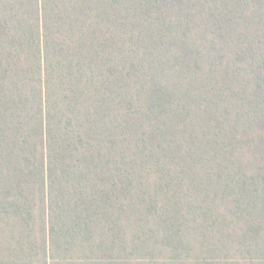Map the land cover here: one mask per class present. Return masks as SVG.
<instances>
[{
    "label": "trees",
    "instance_id": "trees-1",
    "mask_svg": "<svg viewBox=\"0 0 264 264\" xmlns=\"http://www.w3.org/2000/svg\"><path fill=\"white\" fill-rule=\"evenodd\" d=\"M0 264H264V0H0Z\"/></svg>",
    "mask_w": 264,
    "mask_h": 264
}]
</instances>
